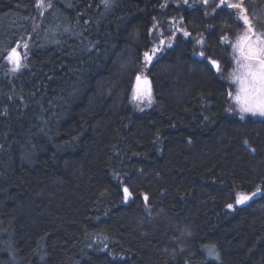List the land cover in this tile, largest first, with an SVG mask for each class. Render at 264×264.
Instances as JSON below:
<instances>
[{
    "label": "trees",
    "instance_id": "1",
    "mask_svg": "<svg viewBox=\"0 0 264 264\" xmlns=\"http://www.w3.org/2000/svg\"><path fill=\"white\" fill-rule=\"evenodd\" d=\"M173 2L0 0V20H24L0 58V264H264V118L226 111L235 63L220 37L240 29L236 12ZM244 6L264 33V0ZM155 19L189 37L171 31L146 72L153 105L136 113ZM29 33L23 67L7 70Z\"/></svg>",
    "mask_w": 264,
    "mask_h": 264
},
{
    "label": "snow or ice",
    "instance_id": "2",
    "mask_svg": "<svg viewBox=\"0 0 264 264\" xmlns=\"http://www.w3.org/2000/svg\"><path fill=\"white\" fill-rule=\"evenodd\" d=\"M101 2L105 8H110L113 0H101ZM203 2L207 4L208 0H203ZM37 6L50 8L51 3L50 0L47 4H45V0H37ZM221 6L235 10L236 21L243 28V31L235 37L234 42L230 41L227 36L220 37L221 41L231 48L232 58L230 62H234L236 65L229 74V79L237 87L235 94L228 92V96L234 100L237 110L241 113V118L246 113L264 116V33L256 31L255 25L248 14V9L244 6V0H220L216 7L219 8ZM184 34L188 35L187 32ZM19 47L20 45L11 48L4 57L12 65L11 71L13 72L18 71L22 67V56L17 50ZM22 47L27 49L29 46L25 42ZM156 51L157 49L154 48L151 53L144 52L146 63H151ZM23 55L26 57L27 52ZM208 63L218 72L223 71L216 60L210 59ZM131 97L133 101L144 102L148 100L149 103L151 102L150 82L147 76H143L141 73L135 74V84L131 89ZM123 193L124 200L127 201L131 196L129 189L125 187ZM260 193L261 189L259 187L250 195L240 192L235 196L234 203L235 205L246 204ZM147 199L145 197V200ZM226 207L232 209L233 203H228ZM205 248L210 257L216 260L220 259L215 245L205 246Z\"/></svg>",
    "mask_w": 264,
    "mask_h": 264
},
{
    "label": "rangeland",
    "instance_id": "3",
    "mask_svg": "<svg viewBox=\"0 0 264 264\" xmlns=\"http://www.w3.org/2000/svg\"><path fill=\"white\" fill-rule=\"evenodd\" d=\"M219 2H220V0H208L207 4H205L203 2V0H187V2H185V0H178V3L177 4H173V5H174V8H177V10H179L180 8H186V11L187 12H193L194 10H196L198 8L209 9L210 12H211V10L213 12L216 9H218V8H214V7H216V5L219 4ZM35 5H37V0H36ZM166 7H172V6L167 5ZM221 8L226 9V12H230V9H227L224 6H222ZM35 13L36 12H34V14ZM164 13H161L159 15H163ZM171 16H178L177 15V11H176V14L175 15L171 14ZM40 18L41 17H39V20H40ZM23 21L24 20L21 19L18 22V24L15 25V24H12L11 23V17H5L4 19L0 20V58H1V55L4 53V51L6 49V47H3L2 42L3 41L7 42V39L9 38V36H12L13 37V35L20 30V27H21V24L23 23ZM155 22H157V19H155L153 21V28H151V30H150L151 34L154 33V37H153L152 44L149 45L150 48H148L149 50L147 51V52L151 53L152 49H154V48L157 49L155 55L152 57L151 63H146L145 62L144 55H143L144 53H140L139 54V57L141 59V64L139 65V68L136 71V73H141L143 76H146V72L151 67L152 63L160 55L162 56L172 46L175 37H174V35H170L171 34V31H176L175 34H181V35L185 36L186 38L189 37V35L186 36L183 32H181V31L178 30V26L182 25V23H180V22L174 21V23L171 24L170 27H168V30L165 33H164V30L162 28L158 27V25L155 24ZM237 24H238V22H237ZM238 26L240 27L239 30H233V32L231 34L226 35L227 37H229V40L230 41H231V39L233 38L234 35L237 36V35H239L243 31V28L239 24H238ZM187 29L189 31V28L188 27H187ZM234 31H237V32H234ZM185 32H187L186 29H185ZM189 34H190V32H189ZM190 41H191V34H190ZM25 42L29 46V43H30V33L29 34H26L25 36H23L20 39V41L15 46V47H17V45H20V47L17 50L21 53V56H22V61H21L22 67H23L24 62H25V57H24L23 54L28 51V48L27 49H24L22 47L23 43H25ZM227 47H228V45H227ZM227 47L220 48V50L223 52V55H226L228 53ZM196 49H197L196 56L198 58H200V59L203 58L204 55H201V53H204V52L199 48V44H196ZM219 62L222 63L223 65H226L227 64V63H225L223 61H219ZM4 63H5L6 69L7 70H11L12 65L7 60H5ZM235 67H236V65H235ZM135 74L133 75L134 78H133L132 87L135 84ZM236 87L237 86L235 85V87L233 89H231L230 92H232L233 94H235ZM150 89H151V86H150ZM152 105H153L152 90H151V102L150 103L148 102V100H145L144 102L133 101L132 100V97H131V92H130L129 106L136 113H141V112L147 111V110H149L152 107ZM226 111L230 115H233L234 116V114H236L238 116L239 115L241 116V113L237 110V106H236L234 100L231 97H229V96H228V101H227V105H226ZM245 116H251L253 118H260V119L264 118V116H260L258 114L257 115H252L250 113L243 114V117H245ZM246 204H243V205H246ZM243 205H241V206H243ZM227 210L228 211H232L233 208L232 209L227 208Z\"/></svg>",
    "mask_w": 264,
    "mask_h": 264
},
{
    "label": "flooded vegetation",
    "instance_id": "4",
    "mask_svg": "<svg viewBox=\"0 0 264 264\" xmlns=\"http://www.w3.org/2000/svg\"><path fill=\"white\" fill-rule=\"evenodd\" d=\"M173 4H174V2H173ZM173 4H172V6H174ZM150 34H151V32H150Z\"/></svg>",
    "mask_w": 264,
    "mask_h": 264
}]
</instances>
